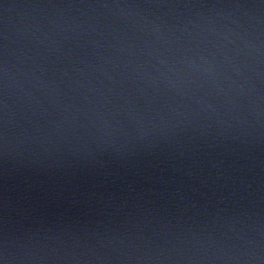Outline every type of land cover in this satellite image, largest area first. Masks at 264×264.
I'll list each match as a JSON object with an SVG mask.
<instances>
[{"label":"water","instance_id":"95a60500","mask_svg":"<svg viewBox=\"0 0 264 264\" xmlns=\"http://www.w3.org/2000/svg\"><path fill=\"white\" fill-rule=\"evenodd\" d=\"M0 264H264V0H0Z\"/></svg>","mask_w":264,"mask_h":264}]
</instances>
